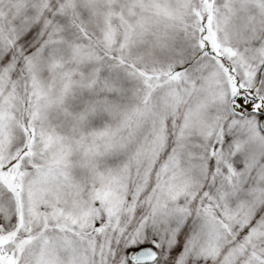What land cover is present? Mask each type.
<instances>
[{"label": "snow or ice", "instance_id": "6c2138e0", "mask_svg": "<svg viewBox=\"0 0 264 264\" xmlns=\"http://www.w3.org/2000/svg\"><path fill=\"white\" fill-rule=\"evenodd\" d=\"M0 264H264V0H0Z\"/></svg>", "mask_w": 264, "mask_h": 264}]
</instances>
